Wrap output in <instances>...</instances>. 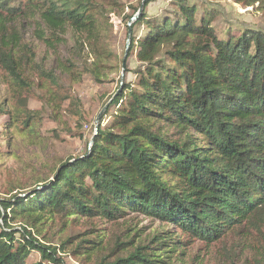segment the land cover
Listing matches in <instances>:
<instances>
[{
  "label": "trees",
  "instance_id": "1",
  "mask_svg": "<svg viewBox=\"0 0 264 264\" xmlns=\"http://www.w3.org/2000/svg\"><path fill=\"white\" fill-rule=\"evenodd\" d=\"M150 3L132 24L127 60L134 53L139 67L127 70L134 79L109 98L93 144L61 164L50 181L0 202V264H65L59 256L65 251L87 264H205L190 257L195 242L212 246L247 229L261 233L264 31L243 27L221 37L214 7L169 0L150 15ZM103 18L95 0H0V66L22 80L25 62L8 28L30 19L56 35L77 34L90 58L82 72L101 81V68L117 59L102 40ZM31 117L16 125L33 127ZM131 215L175 230L143 241ZM77 219L119 229L107 240L93 233L58 247L33 235ZM33 253L39 262L29 263Z\"/></svg>",
  "mask_w": 264,
  "mask_h": 264
},
{
  "label": "rangeland",
  "instance_id": "2",
  "mask_svg": "<svg viewBox=\"0 0 264 264\" xmlns=\"http://www.w3.org/2000/svg\"><path fill=\"white\" fill-rule=\"evenodd\" d=\"M95 1L104 11L102 40L117 55L116 60L101 68V81L82 72L85 60L90 58L84 44L78 43L80 37L72 30L56 35L30 19H18L9 25L8 29L14 32L11 38L20 48L18 59L25 63L22 80H14L0 66V202L50 181L61 164L86 152L97 118L109 98L122 82L134 79L127 70L139 67L132 53L123 69L131 17L138 14L143 4L145 9L148 1L151 3L146 12L150 15H158L169 4V0ZM196 1L218 10L220 15L213 20V25L221 37L230 29L239 35L243 27L264 31V0L255 6L240 0ZM136 33L140 35L141 30L137 28ZM64 69L69 70L64 73ZM42 70L52 73L56 79L49 78ZM30 116L33 127L16 125L17 120L27 121ZM127 218L138 232L137 238L140 236L143 241L158 232L175 230L173 225L154 219L136 215ZM8 224L16 229L20 226L17 221ZM0 225H4V220H0ZM118 229L117 225L99 220L77 219L66 225L56 221L39 232L34 231L33 235L42 243L58 247L69 238L93 233L107 240ZM59 256L65 264H87L72 257L69 251L60 252ZM190 257L203 259L205 264H264V226L260 234L247 229L212 246L195 242ZM39 261L38 253L29 259V263Z\"/></svg>",
  "mask_w": 264,
  "mask_h": 264
},
{
  "label": "water",
  "instance_id": "3",
  "mask_svg": "<svg viewBox=\"0 0 264 264\" xmlns=\"http://www.w3.org/2000/svg\"><path fill=\"white\" fill-rule=\"evenodd\" d=\"M143 9H144V4L141 6L138 14L136 16H134L132 18V20L130 21V23L128 24V27H129V31H128V45H127V50H126V53H125V56H124V60H123V69H125V66H126V61H127V58H128V55H129V49H130V45H131V39H132V24L138 20L139 16L141 15V13L143 12ZM120 91V90H119ZM111 103V101L109 102V104ZM109 104H107L104 109L102 110V112L100 113V115L98 116L97 118V122H96V128H95V132L98 131L99 127H100V121H101V118L103 117L105 111L107 110ZM94 142V140L92 139L90 145H92Z\"/></svg>",
  "mask_w": 264,
  "mask_h": 264
}]
</instances>
